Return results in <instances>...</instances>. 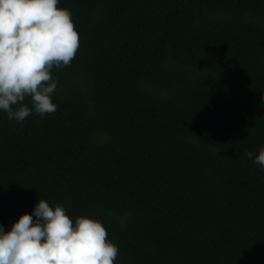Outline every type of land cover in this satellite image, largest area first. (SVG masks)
<instances>
[{
  "label": "trees",
  "instance_id": "obj_1",
  "mask_svg": "<svg viewBox=\"0 0 264 264\" xmlns=\"http://www.w3.org/2000/svg\"><path fill=\"white\" fill-rule=\"evenodd\" d=\"M58 7L79 48L52 69L55 113L0 112V225L44 199L101 221L115 264H264V168L246 156L264 146V0Z\"/></svg>",
  "mask_w": 264,
  "mask_h": 264
},
{
  "label": "clouds",
  "instance_id": "obj_2",
  "mask_svg": "<svg viewBox=\"0 0 264 264\" xmlns=\"http://www.w3.org/2000/svg\"><path fill=\"white\" fill-rule=\"evenodd\" d=\"M59 2L0 0V112L9 120L57 111L52 69L69 66L79 48L72 14ZM246 156L264 168V146ZM118 254L101 221H73L61 204L52 207L44 199L9 231L0 225V264H115Z\"/></svg>",
  "mask_w": 264,
  "mask_h": 264
}]
</instances>
